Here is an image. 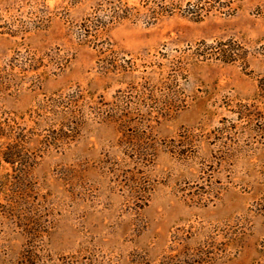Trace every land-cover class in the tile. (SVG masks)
<instances>
[{
    "label": "rangeland",
    "instance_id": "374dc122",
    "mask_svg": "<svg viewBox=\"0 0 264 264\" xmlns=\"http://www.w3.org/2000/svg\"><path fill=\"white\" fill-rule=\"evenodd\" d=\"M123 2L136 16L92 36L115 2L0 0V264H264V0L201 21L193 0ZM227 39L245 63L198 60Z\"/></svg>",
    "mask_w": 264,
    "mask_h": 264
},
{
    "label": "trees",
    "instance_id": "16d2710c",
    "mask_svg": "<svg viewBox=\"0 0 264 264\" xmlns=\"http://www.w3.org/2000/svg\"><path fill=\"white\" fill-rule=\"evenodd\" d=\"M236 1L239 0H193V2L186 3L182 12L185 15L190 16L195 21H201L206 15L213 11L225 16H230L233 15L237 9V6L235 5ZM111 2H115L117 5L113 6L111 13L106 16V18L103 19L102 17L94 15L91 19H87V24H83L81 31L87 32V34L89 33L92 36H98L103 31H106L109 23H113L122 19H129L130 16H136L135 14L133 15V13H131V7L123 2V0H110V3ZM195 51L198 58H201L198 60H215L222 63H245L248 54L247 49H245L233 39L215 41L214 43L201 42L196 46ZM98 52L105 54V59H110V61L106 62L109 64L104 66V73H108L111 76H117L123 73L126 74V76L133 77V72L136 70L135 67L117 64L115 62V52L111 48L102 46ZM257 93L260 98L264 99V77H261L257 82ZM74 96L75 95L71 93L70 95L68 94V96H59V98L56 100V103L53 100L54 104H52V107L54 108L52 110V114L58 119L60 118L61 121L65 119V121H68V117L75 112V107L73 106V102L75 101ZM117 112H122L121 109L117 107V104H113L112 106L105 104L104 106H94L92 114L93 116H97L101 121H111L112 113L115 114ZM69 124H71L70 121ZM69 124L65 125L61 123L58 131L60 133L70 131L71 129L68 128ZM117 124L121 126H127L124 121H119ZM0 136L6 135L0 131ZM9 147L12 148L10 145ZM5 149L6 150L2 152L4 156L3 160L5 162L12 163L13 159L12 157H9L12 156L9 155L11 150L9 149V152H7L8 147H5ZM64 261L65 264H73L72 259H69L68 257L64 258Z\"/></svg>",
    "mask_w": 264,
    "mask_h": 264
}]
</instances>
